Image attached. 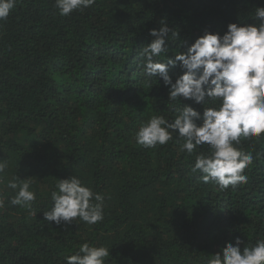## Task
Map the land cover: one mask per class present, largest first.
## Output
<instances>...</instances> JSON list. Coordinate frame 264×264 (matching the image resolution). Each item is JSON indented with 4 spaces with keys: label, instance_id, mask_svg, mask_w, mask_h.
Instances as JSON below:
<instances>
[{
    "label": "trees",
    "instance_id": "obj_1",
    "mask_svg": "<svg viewBox=\"0 0 264 264\" xmlns=\"http://www.w3.org/2000/svg\"><path fill=\"white\" fill-rule=\"evenodd\" d=\"M255 7L264 0H95L61 16L54 0H18L0 20V264H65L85 242L109 248L105 264H204L237 237L241 247L264 239V134L241 138L253 163L247 183L227 189L192 171L208 145L189 155L176 133L155 148L135 141L152 115L210 106L171 101L162 80L145 75L149 30L163 21L178 32L172 56L204 30L251 23ZM15 175L31 181V208L10 203ZM72 175L104 197L103 221L44 219L58 179Z\"/></svg>",
    "mask_w": 264,
    "mask_h": 264
},
{
    "label": "clouds",
    "instance_id": "obj_2",
    "mask_svg": "<svg viewBox=\"0 0 264 264\" xmlns=\"http://www.w3.org/2000/svg\"><path fill=\"white\" fill-rule=\"evenodd\" d=\"M18 0H0V20H6ZM58 14L68 16L73 11L88 8L95 0H54ZM251 23H228L223 34L204 30L186 48L169 56V37L177 40L178 32L162 21L159 29L149 30L153 37L141 50L143 69L148 77H159L168 89L171 101L190 100L205 104L197 111L184 104L174 119L152 115L141 122L135 132V141L144 148L166 145L182 139L181 151L191 155L198 146L208 145L209 154L195 157L193 172L202 173V180L214 181L221 189L247 183L245 169L253 163L251 153L237 145L241 138L257 140L264 134V7H255ZM163 60H156L162 56ZM179 65L181 74L173 80L169 69ZM197 122H200L199 124ZM7 163L0 160V184H4ZM15 191L12 205L32 207L36 199L30 190L31 181L15 175L6 183ZM50 193V210L43 213L47 221L60 225L76 218L93 225L103 221L104 197L85 186L72 175L58 179ZM4 196L0 193V208ZM35 214V213H34ZM237 237L219 252L210 255L204 264H264V239L248 247ZM109 248L83 243L78 251L65 257V264H105Z\"/></svg>",
    "mask_w": 264,
    "mask_h": 264
}]
</instances>
